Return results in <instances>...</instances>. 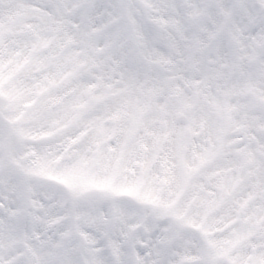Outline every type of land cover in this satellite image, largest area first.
I'll return each mask as SVG.
<instances>
[{
    "label": "snow or ice",
    "instance_id": "6c2138e0",
    "mask_svg": "<svg viewBox=\"0 0 264 264\" xmlns=\"http://www.w3.org/2000/svg\"><path fill=\"white\" fill-rule=\"evenodd\" d=\"M0 264H264V0H0Z\"/></svg>",
    "mask_w": 264,
    "mask_h": 264
}]
</instances>
